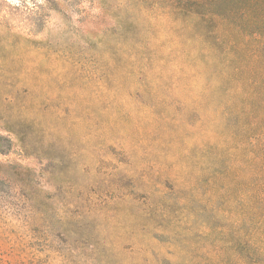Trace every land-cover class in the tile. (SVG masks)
Segmentation results:
<instances>
[{"label": "rangeland", "instance_id": "obj_1", "mask_svg": "<svg viewBox=\"0 0 264 264\" xmlns=\"http://www.w3.org/2000/svg\"><path fill=\"white\" fill-rule=\"evenodd\" d=\"M0 264H264V0H0Z\"/></svg>", "mask_w": 264, "mask_h": 264}]
</instances>
